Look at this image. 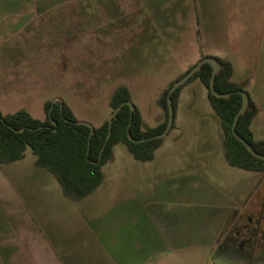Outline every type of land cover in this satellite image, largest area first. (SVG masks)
Here are the masks:
<instances>
[{
    "label": "rangeland",
    "instance_id": "obj_1",
    "mask_svg": "<svg viewBox=\"0 0 264 264\" xmlns=\"http://www.w3.org/2000/svg\"><path fill=\"white\" fill-rule=\"evenodd\" d=\"M24 1L0 0V14L7 16L0 22V28L7 26L0 33V55L5 46H20L15 52L19 55L8 57L9 61L16 59V72L35 77L34 85L40 87L29 93L31 97H1L3 115L25 109L43 120L44 101H55L57 96L79 121L99 126L113 113L111 95L123 84L131 90L144 127H154L163 119L157 100L167 83L200 56L211 51L221 56L228 48L224 0L183 3L190 11L177 20L170 18L164 37L129 23L124 15L137 3L128 0ZM20 6L25 19L17 30ZM174 21L180 25L176 27ZM193 90L198 96L196 106L189 109L183 131L172 129L151 161L137 160L124 144H118L115 158L103 166V187L117 192L120 200L145 201L154 208L161 205L168 212L170 228L178 223L194 243L214 218L222 219L231 207L241 221L258 219L264 228V176L228 163L221 120L200 89ZM32 153L28 148L27 154ZM244 177L249 194L247 203L241 204L238 199L247 196L240 192L246 185ZM235 197L237 204L232 205ZM212 261L233 264L218 255Z\"/></svg>",
    "mask_w": 264,
    "mask_h": 264
},
{
    "label": "crops",
    "instance_id": "obj_2",
    "mask_svg": "<svg viewBox=\"0 0 264 264\" xmlns=\"http://www.w3.org/2000/svg\"><path fill=\"white\" fill-rule=\"evenodd\" d=\"M128 1L137 3L124 15L129 23L154 29L163 37L170 18L184 17L190 7L182 5L191 2ZM224 3L227 51L221 56L212 51L200 56L186 71L205 57L228 60L233 69L231 80L244 86L258 108L251 123L254 138L264 140V0H224ZM17 10L18 30L25 12L22 6ZM6 17L0 14L1 24ZM174 25L178 27L180 23L174 21ZM6 31L7 26L1 25L0 33ZM161 40L163 43L164 39ZM19 48L5 46L0 55V98L12 94L31 97L29 93L39 86L34 85L38 83L35 77H23L16 72V59L9 61L8 57L19 55L15 53ZM199 82L202 81L195 79L181 90L174 127L179 133L184 129L189 109L196 106L198 96L192 88L200 89L201 96L209 100L208 89L204 91ZM58 99L62 100L53 98ZM259 173L264 176V172ZM110 190L113 189L101 184L87 197L74 200L64 193L53 173L36 165L34 154L26 152L20 160L0 163V264H213L217 255L233 264H264V228L258 219L248 221L258 230L253 249L246 246L241 254L233 255L229 241L234 229L230 228L241 222L240 215L232 213L233 207L222 219L210 221V229L202 240L194 243L187 239L178 223L170 228L168 212L161 205L154 208L145 201L120 200L115 195L118 193ZM240 192L247 196L238 200L247 203V178ZM233 204H237L236 197Z\"/></svg>",
    "mask_w": 264,
    "mask_h": 264
},
{
    "label": "trees",
    "instance_id": "obj_3",
    "mask_svg": "<svg viewBox=\"0 0 264 264\" xmlns=\"http://www.w3.org/2000/svg\"><path fill=\"white\" fill-rule=\"evenodd\" d=\"M214 58L221 65L215 77V88L219 93H232L231 96L219 98L212 93L210 85L213 68L205 63L171 95L174 116L176 118L181 90L193 80L200 79L208 89L209 101L220 117L228 163L233 167L264 172V160L254 156L232 131L235 116L242 105L240 91L246 90L243 85L231 80V63L220 57ZM192 67L170 82L160 93L157 102L163 111V119L156 126L144 127L139 108L134 105V110L131 111L129 105H124L113 121L108 140L109 119L95 126L94 134L90 136L91 128L84 123H78L75 112L63 100L56 103L47 100L44 103L46 118L43 120L35 118L25 109L7 115H3L0 110V163L20 160L30 148L36 156V165L53 173L67 196L81 200L102 184L105 177L103 166L113 159L115 145L124 144L139 161L154 159L164 138L133 141L129 138L128 131L134 139H148L162 133L169 118V90ZM126 101H131V91L128 86L121 84L114 89L109 104L114 111ZM257 113L258 108L249 95L248 108L239 117L236 131L258 153L264 154V140H255L251 129L252 120ZM174 127L175 119L172 129Z\"/></svg>",
    "mask_w": 264,
    "mask_h": 264
},
{
    "label": "water",
    "instance_id": "obj_4",
    "mask_svg": "<svg viewBox=\"0 0 264 264\" xmlns=\"http://www.w3.org/2000/svg\"><path fill=\"white\" fill-rule=\"evenodd\" d=\"M205 63L210 64L212 66V68H213L212 77H211V85H210V88H211L212 93L215 96L219 97V98H229L231 96L232 93H219L216 90V88H215V77H216L217 73L221 69L220 63L214 57H205V58H202L196 65H194L192 67V69L186 75H184L181 79H178L177 81H175V83L170 88L169 93H168L169 118H168V123H167V126H166L165 130L162 133L157 134V135H155L153 137H150L148 139H146V138H143V139H134L132 137V135L130 134V131H128V135H129V138L131 140H133V141H146V140H151V139H155V138H165L169 134V132L172 129V126H173V123H174V119H175V116H174V107H173L171 95L175 92V90H177L180 86H182L184 83H186L198 70H200L201 67H202V65L205 64ZM240 94L242 96V105H241L239 111L237 112V114L235 116V119H234V122H233V125H232L233 134L235 135L236 138H238L246 146V148L254 156H256V157L264 160V154L258 153L236 131V126H237L239 117L242 114L245 113V111L247 110L248 105H249V95H248V93L246 91H240ZM59 101L60 100L58 99V100H55L54 102L56 103V102H59ZM124 105H129L130 108H131V111L134 110V104L132 103V101H126V102L122 103L117 109H115L113 111V113L111 114V116L109 118L110 130H109V134H108L107 140L111 136V128H112L113 121L117 117L118 112L121 110V108ZM78 123H84V124L88 125L91 128V135L90 136H92L94 134V128H95L94 125H92V124H90L88 122H85V121H78Z\"/></svg>",
    "mask_w": 264,
    "mask_h": 264
},
{
    "label": "flooded vegetation",
    "instance_id": "obj_5",
    "mask_svg": "<svg viewBox=\"0 0 264 264\" xmlns=\"http://www.w3.org/2000/svg\"><path fill=\"white\" fill-rule=\"evenodd\" d=\"M248 219H246V222L241 221L233 230L231 242L229 241L230 252H232L233 255L241 254L246 246L253 249L254 239L256 238L255 236L258 233V230L256 225H251L248 222Z\"/></svg>",
    "mask_w": 264,
    "mask_h": 264
}]
</instances>
